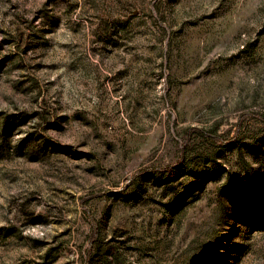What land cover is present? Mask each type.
<instances>
[{
	"label": "rangeland",
	"instance_id": "374dc122",
	"mask_svg": "<svg viewBox=\"0 0 264 264\" xmlns=\"http://www.w3.org/2000/svg\"><path fill=\"white\" fill-rule=\"evenodd\" d=\"M0 264H264V0H0Z\"/></svg>",
	"mask_w": 264,
	"mask_h": 264
},
{
	"label": "trees",
	"instance_id": "16d2710c",
	"mask_svg": "<svg viewBox=\"0 0 264 264\" xmlns=\"http://www.w3.org/2000/svg\"><path fill=\"white\" fill-rule=\"evenodd\" d=\"M7 130H8V124H7V121H4L3 122V125H2V129H1V134L2 135H5L7 133ZM189 133H192V132H189ZM190 135H188L189 137ZM188 139H186V141H188ZM184 150L182 149L181 150V153H183ZM173 173V172H172ZM174 174V173H173ZM171 175V174H169ZM175 175V174H174ZM90 226H91V234H90V237H89V243L90 245L93 244L97 238H98V233H99V227L98 225L96 224L95 221H91L90 223ZM108 253V256L112 259H114L115 261H118V256H117V253H116V250L114 248H109L107 251ZM90 256V254H88Z\"/></svg>",
	"mask_w": 264,
	"mask_h": 264
}]
</instances>
